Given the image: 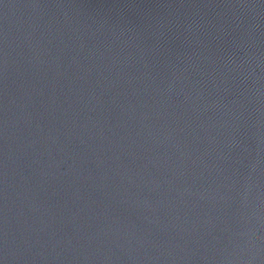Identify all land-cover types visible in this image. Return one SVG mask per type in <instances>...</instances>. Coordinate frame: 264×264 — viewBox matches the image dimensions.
<instances>
[{
	"label": "water",
	"instance_id": "obj_1",
	"mask_svg": "<svg viewBox=\"0 0 264 264\" xmlns=\"http://www.w3.org/2000/svg\"><path fill=\"white\" fill-rule=\"evenodd\" d=\"M0 264H264V0H0Z\"/></svg>",
	"mask_w": 264,
	"mask_h": 264
}]
</instances>
